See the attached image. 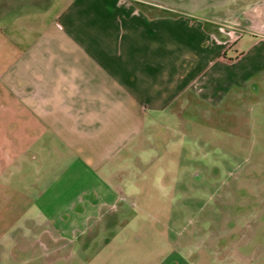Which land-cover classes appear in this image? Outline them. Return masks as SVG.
Wrapping results in <instances>:
<instances>
[{
	"label": "crops",
	"instance_id": "obj_1",
	"mask_svg": "<svg viewBox=\"0 0 264 264\" xmlns=\"http://www.w3.org/2000/svg\"><path fill=\"white\" fill-rule=\"evenodd\" d=\"M191 2L0 0V264H75L163 115L264 99V0Z\"/></svg>",
	"mask_w": 264,
	"mask_h": 264
},
{
	"label": "rangeland",
	"instance_id": "obj_2",
	"mask_svg": "<svg viewBox=\"0 0 264 264\" xmlns=\"http://www.w3.org/2000/svg\"><path fill=\"white\" fill-rule=\"evenodd\" d=\"M194 1L222 19L215 13L224 10L213 2ZM233 1L236 8L254 4L226 3ZM240 98L216 110L199 107L190 118L189 111L163 115L167 127L131 147L121 172L129 206L95 234L75 264H264V99ZM8 226L0 224V233ZM20 229L22 224L15 233ZM58 256L51 255L49 264H62Z\"/></svg>",
	"mask_w": 264,
	"mask_h": 264
}]
</instances>
